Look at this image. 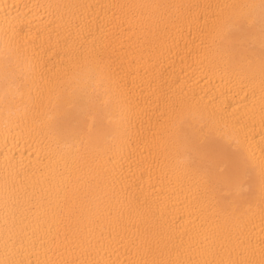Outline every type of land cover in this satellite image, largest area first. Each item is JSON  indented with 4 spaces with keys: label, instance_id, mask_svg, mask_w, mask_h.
<instances>
[{
    "label": "bare ground",
    "instance_id": "obj_1",
    "mask_svg": "<svg viewBox=\"0 0 264 264\" xmlns=\"http://www.w3.org/2000/svg\"><path fill=\"white\" fill-rule=\"evenodd\" d=\"M264 0H0V264H264Z\"/></svg>",
    "mask_w": 264,
    "mask_h": 264
},
{
    "label": "snow or ice",
    "instance_id": "obj_2",
    "mask_svg": "<svg viewBox=\"0 0 264 264\" xmlns=\"http://www.w3.org/2000/svg\"><path fill=\"white\" fill-rule=\"evenodd\" d=\"M260 32L262 39H264V14H262L260 19Z\"/></svg>",
    "mask_w": 264,
    "mask_h": 264
}]
</instances>
